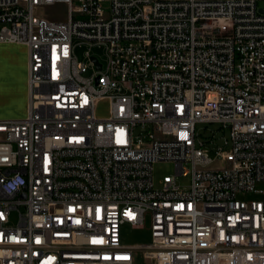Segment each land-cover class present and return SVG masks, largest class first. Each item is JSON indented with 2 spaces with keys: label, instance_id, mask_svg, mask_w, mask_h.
<instances>
[{
  "label": "built area",
  "instance_id": "1",
  "mask_svg": "<svg viewBox=\"0 0 264 264\" xmlns=\"http://www.w3.org/2000/svg\"><path fill=\"white\" fill-rule=\"evenodd\" d=\"M57 3L64 20L37 11ZM0 23L27 49L0 264H264V0H0Z\"/></svg>",
  "mask_w": 264,
  "mask_h": 264
},
{
  "label": "rangeland",
  "instance_id": "2",
  "mask_svg": "<svg viewBox=\"0 0 264 264\" xmlns=\"http://www.w3.org/2000/svg\"><path fill=\"white\" fill-rule=\"evenodd\" d=\"M73 2L74 4H76L77 0H73ZM260 5H262V3H260ZM37 11L39 14H43L55 20H64L67 17L66 6L62 3H57L52 6H41L37 9ZM1 27H2V24L0 23V29ZM85 50H86L85 46H82V45L76 46L75 55L79 61L86 63L88 61L84 55ZM92 53L98 56H101V51L97 48L92 49ZM8 54H9V59H10L14 72L19 73L22 70V67H24V60L27 58V50L22 46L14 45V46H11ZM91 73H92V70L88 68L87 71L84 72V76H88ZM20 102H21L20 96H18L16 99L13 98L11 102L7 104V108L10 111H6L5 116L1 118L12 117V113L18 110L17 106L19 107L22 106ZM26 104H27V96L25 100V106ZM102 105L103 104H101V106ZM202 127H203V124H197L196 126V129L199 132H201V134L203 132ZM208 127L210 129L214 126L209 125ZM207 132L208 131H206V133ZM220 165L221 163L218 160H213V162L211 163L212 167H219ZM172 174H174V164L172 162L160 161V162H156L153 165V180L156 186L159 185L160 180L162 179L164 175H172ZM180 181L185 182L186 179L181 178ZM149 241H150V232L148 229V222L146 223L144 228H140V229L132 228L128 224H125L121 227V243L122 244H126V245L135 244V243L144 244ZM134 264H151V262L147 259L145 260L139 257L137 261L136 260L134 261Z\"/></svg>",
  "mask_w": 264,
  "mask_h": 264
},
{
  "label": "crops",
  "instance_id": "3",
  "mask_svg": "<svg viewBox=\"0 0 264 264\" xmlns=\"http://www.w3.org/2000/svg\"><path fill=\"white\" fill-rule=\"evenodd\" d=\"M14 45L22 46L26 49V47L21 44L0 42V118L5 116L6 111H10L7 108V104L18 96H20V104H22V106H17L18 110L13 112L10 118L22 117L26 113L27 58L24 60V67H22V70L19 73H15L8 54L11 46ZM139 257L141 256L137 255L135 260L137 261Z\"/></svg>",
  "mask_w": 264,
  "mask_h": 264
},
{
  "label": "water",
  "instance_id": "4",
  "mask_svg": "<svg viewBox=\"0 0 264 264\" xmlns=\"http://www.w3.org/2000/svg\"><path fill=\"white\" fill-rule=\"evenodd\" d=\"M91 59L95 62L96 68L98 70H100L101 69V63L97 61L96 57H92Z\"/></svg>",
  "mask_w": 264,
  "mask_h": 264
}]
</instances>
